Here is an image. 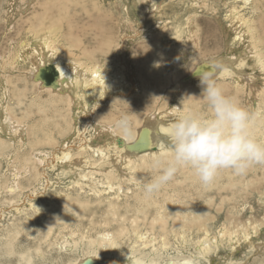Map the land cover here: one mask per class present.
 Masks as SVG:
<instances>
[{"label": "rangeland", "instance_id": "374dc122", "mask_svg": "<svg viewBox=\"0 0 264 264\" xmlns=\"http://www.w3.org/2000/svg\"><path fill=\"white\" fill-rule=\"evenodd\" d=\"M30 1L32 5L34 4L33 6L37 3V0ZM48 1L39 0L42 6L35 9V16L28 17V14L31 15L33 10L26 6L25 14L21 11L18 12L20 0H0V78L12 77L14 79L12 82L16 87V89L9 88L10 92L6 96L4 91L6 84L0 81V103L10 107L13 114L25 122L31 130L32 141H36L38 135L42 136V133L36 130L38 126L42 125L41 121L46 118L41 112L54 117L50 113L52 107L50 104L52 105L53 101L51 100L55 99V96L46 95L43 98L36 88L24 81L26 78L30 81V76L27 75L31 66L29 62L20 63L16 70L11 72L6 71L5 64L11 57L12 49L17 47L22 39V41H26L28 36L26 27L39 19L44 13V4ZM74 1L52 0V3H49L53 7L49 11L51 16H47L50 17L48 21L60 26L61 34L67 39ZM134 1L139 2V0H122V3L121 0H88V5H97L101 9H91V17L84 15L83 8H77L79 11L77 21L80 24L84 23L83 27H88L91 23L93 26L103 28L102 26L105 24L103 19L109 15L110 27L113 28L112 32L115 37H118L121 30L127 33L128 28H131L130 35L132 37L128 39L130 35L125 34V39L123 38L124 40L128 39V49H130L132 61L136 63L133 65V73H130V76L135 80V88L138 80L141 82V88L151 89L144 96L142 89H140V93L135 88V91L127 89L123 93L119 92V95H110L108 100L98 106L99 109L95 107L97 97L89 99V101L91 100L89 116H92L96 111L94 116H97L96 120L99 122L104 123L106 120L117 119L122 114H127L134 129L135 123L143 114H147L148 111H151V115L155 111L154 114L165 113L166 111L161 112V110L175 108L174 105L182 100L184 102L191 101V104L187 103L188 107L201 117L210 116L211 110L202 98L200 84L187 91H184L185 88H183L182 98L175 92L174 85H170L166 89L167 91L163 92V88L168 84L165 69L170 63L177 62V58H179L177 56L183 55L184 48L190 49L195 38H198V42L200 41L199 49L195 50V54H191L187 63L182 62L184 65L175 72L176 78L192 69L191 67L195 66L199 57L220 58L226 56V53H239L237 45L235 49H228L229 41L234 35L233 30L229 27L228 17L234 6L239 7L240 14L245 18L256 20L257 35L263 40L260 49L264 51V0H250V4L248 7L245 6L246 8L242 7L244 6L242 1L235 5L234 0H172L169 12H163V17H161L162 15L157 16L150 28H146L147 32H152L151 36L139 34L141 30L138 25L140 17L147 16L150 10L143 3H139V9L133 8ZM202 1H205L203 6H198V9L197 7L193 8L195 3L202 4ZM165 2H169V0H165ZM128 8H130V14L127 12ZM253 11L255 14H252ZM192 13L195 14L194 21L197 24V31H193L186 21ZM25 16L30 20L21 22V18L25 19ZM122 24L123 28L120 27ZM179 25L183 28V34L177 35L175 29ZM87 29L90 30V28ZM89 35L84 43L89 48L93 46L91 49H94L98 46L99 38H95L92 32ZM87 39L92 42L89 43L90 41ZM61 41L64 44V41ZM190 51L192 50L190 49ZM250 65L252 66V63ZM108 67L111 68V66ZM112 71L116 72L117 69L113 68ZM246 71H249L248 68ZM248 73L253 72L249 71ZM257 74V85L260 87L264 82V76L260 72ZM214 81L227 96L234 98L241 107L250 113L252 122L255 119V112L250 108L248 94L246 95L244 90V92L240 90L236 93V85L233 81L227 79H215ZM168 92L169 98L166 99ZM44 100L52 103L47 104ZM258 102L257 100L254 104L255 109L258 107ZM261 106L264 105L261 104ZM29 114L32 115L30 118H28ZM147 116L144 122L148 119ZM260 116L258 115V118ZM50 121L52 122L51 117ZM51 122L48 125H51ZM77 123V128L82 125L81 122ZM263 126L264 124L260 128L264 131ZM90 132L93 131L90 130ZM71 136L68 137V141ZM55 139L57 140L56 144L64 145L65 139L63 138V140L62 136H56ZM256 139L264 144V135L257 136ZM15 150L16 147L4 148L0 142V185L4 187V190L6 185L9 189L13 183V176L16 173H22V178L18 181L23 189L17 194L21 198H17L15 201L22 200L18 206L24 208L27 198L28 201L31 200L33 204H36L38 210L30 209L27 206L26 210L18 216L11 207H8L7 199H11L10 196H4L1 199L2 206L4 205L3 212H6L0 216V264H70L87 253L88 246L86 244L89 240H96L102 234L116 237L121 230L126 231V236L120 239L109 253L118 255L132 253L148 262L157 259V255H159L161 263L164 260L176 259L182 263L185 260L194 261V264H264V247L261 250V246L258 244L264 243V165H254L245 174L240 175L234 174L231 169L221 170L209 186L202 185L193 170L182 168L157 193L146 197L142 186L160 174V170L153 167L151 158L136 159L133 163L134 168L144 167L143 165L148 163V166L144 167V175H138L134 171L135 169L127 170L128 175H122L117 181H114L115 190L108 189L106 185L84 186L83 189H80L73 186L72 180L65 176L58 167H52L51 158H48V163L45 166L26 165L23 162L24 158L31 157L37 152L49 155L53 152L52 147L40 145L35 148L20 149V158ZM20 163H24V166H21ZM33 167L41 173L42 181L45 172L48 178V183L44 182L45 186L48 185L45 189L43 184L38 185L34 179L28 181L35 174H32ZM27 172L29 173L27 174ZM25 174L28 176L27 181L25 178L23 179ZM124 176L125 178H123ZM130 178L135 181L131 182ZM229 179L236 181L232 188L228 186ZM97 180L103 181L101 177L94 179L95 182ZM94 187H98V191ZM99 190L102 192L96 193L100 192ZM32 191H36L35 196H30ZM13 198H16V195ZM1 224L3 225L1 226ZM250 224L258 225L259 236L253 238V246L256 249L252 251L250 245H242L241 251H238L235 256H231L230 239L222 237V233L226 229L238 231V236L241 238L243 236L242 227L249 228ZM178 225H182V227ZM137 233H139V237L144 235L147 238L144 245L139 241ZM249 234L251 235V231ZM207 236L210 240L217 242L210 244L214 250L210 263L200 257L197 247L198 241L207 238ZM69 243H77L78 249L75 248L73 251L72 249L69 251L60 249V246ZM163 243L166 247H163ZM98 249L102 252V249ZM241 252L246 255H242ZM23 255L26 256L25 260L21 258ZM28 257L31 258V263H27Z\"/></svg>", "mask_w": 264, "mask_h": 264}, {"label": "bare ground", "instance_id": "6f19581e", "mask_svg": "<svg viewBox=\"0 0 264 264\" xmlns=\"http://www.w3.org/2000/svg\"><path fill=\"white\" fill-rule=\"evenodd\" d=\"M20 1L21 4L18 6V8H20L18 12L21 11L23 13L27 7L32 8L33 11L31 12V15L28 14V17L35 16V9L42 6L39 0H37L35 6H33L34 4H31L30 0ZM28 1L30 2L28 3ZM72 1L73 0H71V2ZM239 1L243 2L244 6L242 7H248L250 4V0H234L235 5H237ZM87 2L88 0L74 1V8L72 10L73 13L70 15V28L67 39L61 34L62 28L60 26L48 21L50 17L48 18L47 16H51V12L49 11H51V7H53V5L49 4L52 3V0H49L44 4V13L39 17V19L35 23H30L26 27L28 34L26 41H22V39L17 47L13 48L10 52L11 57L8 58L9 60L5 64L6 71H15L16 67L20 65V63L26 64L29 62L31 66L27 75L30 76L31 82L27 80V78L24 79V81L36 88L37 92L43 98L46 95L55 96V99L51 100L53 103L44 100L47 104L52 103V105L50 104V106H52L50 108V113H52L54 117H52V115H46L45 112H41L46 118L43 117L44 119L41 121L42 125L38 126L36 130H38L39 133H42V136L38 135L36 141H32L31 130L26 126L25 122L19 120L13 114V110L10 107L0 103V142L4 148L16 147L15 152L19 158L21 157L20 149L24 150L29 147L35 148L40 145L52 147L53 152L49 155L37 152L31 157L24 158L23 162L26 165L34 166L35 164H39L41 166H45L46 163H48V158H51L52 167H58L65 176H68L72 180L73 186L83 189L84 186L90 187L106 185L108 189L115 190L114 181H117L122 175H128L127 170L131 171L135 169L134 171H136L138 175H144V167L148 166V163L143 165L144 167L134 168V161L136 159H153L155 156L163 154L167 151V139L163 134V130L173 123L180 114L184 112H193L194 110H191L188 107V104H191V101L188 100L187 102H184V100H182L184 104L181 101L174 105L175 108L160 109L161 112L166 111L165 113L160 114V112H158V114H154L156 112L155 111L151 115V111H148L147 114H143L135 123L133 135L130 138L122 136L119 132L113 133L112 126L116 120L115 118L108 121L106 120L102 123L101 121L99 122L96 120L97 116H94L96 111L92 114V116H89V104L91 102L89 99L91 98L97 97V104L95 107H98L108 100L110 95H119V92L123 93L127 89H131L133 91L138 90L140 93V89H142L143 96L148 94L151 89L144 90L143 87L141 88V82L138 80L136 81L137 86L135 88V80L130 76V73H133V65H136V63L132 61L130 49H128V39L132 37L130 35L131 28H128L127 33L122 32L121 30L118 37H115L112 32L113 28L110 27L111 24L109 21V15H106L103 19L105 22L104 26H102L103 28H99L96 25L93 26L91 23H89L88 27H83L84 23L80 24V22L77 21L79 13L77 8H83L84 15L86 14L90 17L91 9H100L97 5H88ZM171 2L172 0H169V2H165V0H139L138 3L134 1V4L132 3L133 8L139 9V3H143L147 5L150 10L148 11L147 16H142L140 19L139 17L137 18V20L139 19L138 25L141 30L139 34L143 33L144 35L147 34V36H151L152 32H147L146 28H150L157 16L162 15L161 17H163V12H169L172 7ZM204 4L205 1H202V4H200V2L195 3L193 8L195 9V7H197L198 9V6H203ZM150 5L152 6L150 7ZM239 10V7L234 6L230 11V16L228 17L230 20L229 27L234 33L232 39L229 41L228 49H235L237 45L239 53H226V56L220 58L206 59L207 57L205 56L203 58L199 57L195 62V66L193 65L191 67L192 69L186 73L184 72L185 74H182L183 76L176 78L177 76L175 75V72L178 71L182 65H184L182 62L187 63L186 61L191 57V54H195V50L199 49L198 46L200 45V41L198 42V38H195L193 43H190V49L192 51L184 48L183 55L177 56L179 57L177 58V62L170 63L166 67L165 74L168 84L165 88H163V92L167 91L166 89L170 87V85H174L176 88L175 92H177L178 96L182 98L184 91L200 84L199 80L194 75L191 76L192 71H195L205 61L218 60L224 64L226 71L218 74L214 77V80L227 79L233 81L236 85V93L242 90V92L245 91L246 95L248 94L247 96L249 98L250 108L255 112V119L250 123V131L256 138L257 136L264 135L263 129L260 128V126L264 124V112L261 113V111H264V106H261V104L264 105V82L260 87L257 85V72H260L264 76V51L260 49L263 40L257 35L256 20L252 18H245L240 14ZM25 12L23 14H25ZM127 12L130 14V8L127 9ZM252 14H255V11H253ZM194 15L195 14L192 13L186 21L188 22V26H190L193 31H197V24L194 21ZM22 19L23 18L20 20L21 22H28L30 20V18L27 17L23 20ZM122 26L123 24L120 27ZM87 28H90V30ZM175 30L177 35L183 34V28L181 25H179ZM91 32L95 38H99L97 42L98 46H95L96 48L94 49H91L93 46L89 48L84 43V40L87 36H90L89 33ZM125 34L130 35L127 40H124V36H126ZM139 34L137 33V35ZM90 39L87 40L90 41ZM61 40L64 41V44ZM91 42L92 41L89 43ZM249 62L252 63V66ZM51 65L54 66L59 73L57 82L58 85L45 87L43 86V83L37 79V76L42 68ZM108 66H111V68ZM113 68H116L117 71H112ZM246 68L253 73H248L249 71L247 72ZM12 80L14 79L10 76L0 78V81H3L4 84H6V88L4 89L6 96H8V93L10 92L9 88L13 87V89H16ZM183 88H185L184 91ZM166 96V99H168L169 92ZM257 100L259 101L258 107L255 109L254 104ZM165 107L167 106L165 105ZM177 107L180 108L176 109ZM149 114L150 116H147ZM258 115L261 116L258 118ZM31 116L32 115L29 114L28 118ZM47 116L51 117L52 122L50 121V117ZM146 116L148 119L144 122ZM49 122H51V125H48ZM77 122H81L82 124L78 128L76 127L78 124ZM90 130L93 132L91 133ZM88 133L90 136H88ZM71 134L73 135L71 136ZM56 136H62V139H65L64 145L60 146V143L56 144ZM69 136L71 137L68 141L67 139ZM24 163H20L21 166H24ZM28 173L29 172H27V174ZM32 174L33 176H31L28 181L34 179L38 185L43 184L44 189L48 186H45L44 184V182L48 183V178L45 172L43 181L41 173L36 171L34 167L32 168ZM21 175L22 173H16L13 176V183H11L9 189H7L6 185V189L4 190V187L0 185V216H3L6 212H3L4 205L2 206L3 202L1 200L4 196H10L11 199H7V203L9 202L8 207H11V209L14 210L18 216L26 210L25 207L27 206L30 209H37L36 204H33L31 200L28 201L27 198L25 200L26 204L24 208H20L18 206L22 201L19 200L21 198L20 195H17L19 191L23 189L21 183L18 181L22 178ZM27 177L28 176L25 174L23 179L25 178L27 181ZM100 177L103 181H94V179ZM123 178H125V176ZM130 181L132 182L135 180L130 178ZM235 184L236 181L234 179H229V187L232 188ZM94 188L97 191L99 189L98 187ZM99 191L100 192L96 193L100 194L102 192L101 190ZM15 195L16 198H13ZM35 195L36 191H32L30 196ZM17 198H19V201L16 202L15 200ZM159 224L162 225L161 222H159ZM2 225L3 224H1V226ZM178 226L182 227V225ZM257 228L258 225L252 226L251 224L249 228L242 227L243 236H241V238L238 236V231H230L226 229L222 233V237H229L230 239V248L232 251L231 256H235L238 251L240 252L242 245H250L252 251L256 249L253 246V238H257V236H259ZM48 231H50L49 228ZM249 231H251V235L249 234ZM126 234L125 230H121L116 237L110 234H102L96 240H89L86 244L88 246L87 253L70 264H127L128 256H131L132 264H194V261L185 260L182 263L176 259L164 260V262L161 263L159 255H157V259L148 262L134 256L132 253L127 255L109 253V251L116 246L119 240L123 239ZM137 237L143 245L146 243L147 238L144 235L139 237V233H137ZM212 243L215 244L217 242L210 240L208 236L197 243L200 257L208 260L209 263L211 257L214 255V250L211 247ZM258 244H260V248L262 250L264 243ZM163 247H166L164 243ZM75 248L78 249L77 243H69L64 246H60V249H65V251H69L70 249L73 251ZM98 248L102 249V252L98 251ZM242 255L246 254L242 253ZM21 258L22 260H25L26 256L23 255ZM27 263H31L30 257L27 258Z\"/></svg>", "mask_w": 264, "mask_h": 264}, {"label": "clouds", "instance_id": "9594fccd", "mask_svg": "<svg viewBox=\"0 0 264 264\" xmlns=\"http://www.w3.org/2000/svg\"><path fill=\"white\" fill-rule=\"evenodd\" d=\"M225 71L224 64L218 60L205 61L192 71L211 114L201 117L184 112L163 130L167 151L153 158V167L160 174L142 186L146 197L157 193L182 168H190L202 185L209 186L221 170L231 169L240 175L254 165H264V144L250 131L252 116L214 81V77ZM112 131L132 137L130 117L122 114L115 120ZM127 264H132L131 256Z\"/></svg>", "mask_w": 264, "mask_h": 264}, {"label": "water", "instance_id": "95a60500", "mask_svg": "<svg viewBox=\"0 0 264 264\" xmlns=\"http://www.w3.org/2000/svg\"><path fill=\"white\" fill-rule=\"evenodd\" d=\"M191 76H193V74ZM58 77V71L51 65L42 68L37 76V79L43 83V86L52 87L58 85Z\"/></svg>", "mask_w": 264, "mask_h": 264}]
</instances>
